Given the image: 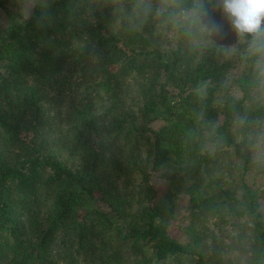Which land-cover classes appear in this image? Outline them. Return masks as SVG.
<instances>
[{
	"label": "trees",
	"instance_id": "1",
	"mask_svg": "<svg viewBox=\"0 0 264 264\" xmlns=\"http://www.w3.org/2000/svg\"><path fill=\"white\" fill-rule=\"evenodd\" d=\"M32 1L0 37V264H264L251 38L215 0L211 38L194 0Z\"/></svg>",
	"mask_w": 264,
	"mask_h": 264
},
{
	"label": "clouds",
	"instance_id": "2",
	"mask_svg": "<svg viewBox=\"0 0 264 264\" xmlns=\"http://www.w3.org/2000/svg\"><path fill=\"white\" fill-rule=\"evenodd\" d=\"M175 3V0H165V3ZM216 11L226 19L236 37L244 39L250 37L248 55L255 57V74L258 88L264 92V0H215ZM211 13L202 0H194L190 10L182 11V24L191 33L198 29L202 36L211 38L219 36L222 28L219 24L210 23ZM211 42V40H209ZM198 43V42H197ZM227 55H232L236 49L225 48ZM207 85L198 92L203 94ZM238 123L243 124V119Z\"/></svg>",
	"mask_w": 264,
	"mask_h": 264
},
{
	"label": "rangeland",
	"instance_id": "3",
	"mask_svg": "<svg viewBox=\"0 0 264 264\" xmlns=\"http://www.w3.org/2000/svg\"><path fill=\"white\" fill-rule=\"evenodd\" d=\"M32 0H0V37L15 23L27 19L31 13ZM3 60L0 61V76H5ZM232 90V88H230ZM250 154L254 160L264 163V150L257 144L250 145ZM174 210L178 222L183 223L187 215V204L185 196H178L174 201ZM223 239L225 236L223 234ZM190 264V260L187 261Z\"/></svg>",
	"mask_w": 264,
	"mask_h": 264
}]
</instances>
